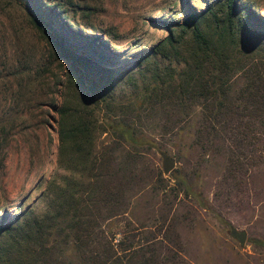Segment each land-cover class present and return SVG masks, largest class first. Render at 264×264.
Listing matches in <instances>:
<instances>
[{
    "label": "trees",
    "instance_id": "obj_1",
    "mask_svg": "<svg viewBox=\"0 0 264 264\" xmlns=\"http://www.w3.org/2000/svg\"><path fill=\"white\" fill-rule=\"evenodd\" d=\"M238 2L222 0L219 9H208L212 33L201 27L206 17L196 14L168 28L140 61L151 60L145 91L123 104H115L107 92L115 71L106 65L111 50L103 39L81 49V38L60 19L47 24L31 15L34 29L67 64L68 82L79 91L82 109L63 104L58 110L60 165L70 175L58 173L48 182L42 216L30 210L12 223L0 222V264L185 262L170 213L158 215L151 225L128 218L131 200L162 188L161 174L143 162L149 140L142 122L160 113L161 135L178 140L197 113L195 142L204 151L226 155L225 177L234 182L264 163V18ZM157 56L176 57L182 66L163 67ZM100 104L109 127L93 116L92 108ZM100 132L110 135L105 139ZM169 190L174 200L191 195L184 179ZM112 220L121 227L106 229Z\"/></svg>",
    "mask_w": 264,
    "mask_h": 264
},
{
    "label": "rangeland",
    "instance_id": "obj_2",
    "mask_svg": "<svg viewBox=\"0 0 264 264\" xmlns=\"http://www.w3.org/2000/svg\"><path fill=\"white\" fill-rule=\"evenodd\" d=\"M238 1L264 18V0ZM221 2L0 0V222L7 225L30 210L44 214L48 182L58 173L70 175L60 165L58 110L63 104L82 109L79 91L68 82L67 64L34 29L31 15L47 24L61 20L81 38L77 43L81 49L88 48L90 40L103 39L111 50L106 65L115 71L107 92L115 104H123L145 91L151 60L140 61L167 36L168 28L176 29L196 14L206 17L201 27L212 33L208 9H219ZM155 59L163 67L182 66L176 57ZM92 109L98 123L109 127L104 105ZM198 118L196 113L193 126L177 140L161 135L160 113L144 117L142 132L149 141L142 148L143 162L161 174L162 188L156 194L147 189L131 200L128 218L151 225L158 215L170 213L183 247V264H264V163L253 167L246 179L237 180L239 184L226 178V155L204 151L194 140ZM97 135L107 139L110 132ZM253 142L258 147L259 141ZM160 151L175 162L167 175ZM179 179L185 180L193 196L180 194L174 200L169 189ZM118 227V220L105 225L108 230ZM231 229L246 233L243 245L231 236Z\"/></svg>",
    "mask_w": 264,
    "mask_h": 264
},
{
    "label": "water",
    "instance_id": "obj_3",
    "mask_svg": "<svg viewBox=\"0 0 264 264\" xmlns=\"http://www.w3.org/2000/svg\"><path fill=\"white\" fill-rule=\"evenodd\" d=\"M159 155L162 159V170L164 175L169 174L175 167L174 159H172L166 152L160 151ZM230 234L233 238L237 239L241 245L244 244L246 240V233L244 231H237L231 229Z\"/></svg>",
    "mask_w": 264,
    "mask_h": 264
}]
</instances>
